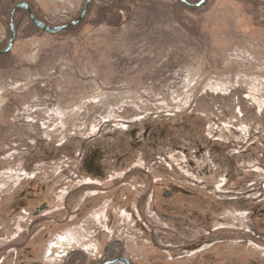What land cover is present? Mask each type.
I'll return each mask as SVG.
<instances>
[{
    "label": "flooded vegetation",
    "instance_id": "obj_1",
    "mask_svg": "<svg viewBox=\"0 0 264 264\" xmlns=\"http://www.w3.org/2000/svg\"><path fill=\"white\" fill-rule=\"evenodd\" d=\"M31 95L0 109V263L264 264V113L241 93L46 145Z\"/></svg>",
    "mask_w": 264,
    "mask_h": 264
},
{
    "label": "rangeland",
    "instance_id": "obj_2",
    "mask_svg": "<svg viewBox=\"0 0 264 264\" xmlns=\"http://www.w3.org/2000/svg\"><path fill=\"white\" fill-rule=\"evenodd\" d=\"M21 1L57 26L77 18L86 0H0V50ZM14 22L13 50L0 57V109L31 91L28 110L51 119L43 145L61 143L80 126L89 136L108 121L120 126L183 112L232 92L264 113V0H207L200 8L179 0H93L82 23L59 34L37 29L24 10ZM3 251L0 264H13L15 250Z\"/></svg>",
    "mask_w": 264,
    "mask_h": 264
},
{
    "label": "water",
    "instance_id": "obj_3",
    "mask_svg": "<svg viewBox=\"0 0 264 264\" xmlns=\"http://www.w3.org/2000/svg\"><path fill=\"white\" fill-rule=\"evenodd\" d=\"M92 1L93 0H86L85 1L84 7H83L81 13L79 14V16L77 18H75L74 20H72L71 22H69L67 24L57 25V26L50 25V24H47V23L39 20L35 16V14H34L29 3L25 2V1H21V2L16 3L11 9L10 18H9L10 40H9V43H8V46L6 47V49L0 52V56L10 53L14 47V44H15V41L17 38V31H16V27H15L14 17H15V13L17 10L26 11L28 14L29 20L37 29H39L43 32H46L48 34H59V33H62L64 31H67L73 27H76L80 23H82V21L85 19L86 15L88 13V10L90 8ZM180 2L188 8H200L207 2V0H199L197 3H191L187 0H180ZM116 262L121 263V264H129L126 260L109 262L106 264H114Z\"/></svg>",
    "mask_w": 264,
    "mask_h": 264
},
{
    "label": "trees",
    "instance_id": "obj_4",
    "mask_svg": "<svg viewBox=\"0 0 264 264\" xmlns=\"http://www.w3.org/2000/svg\"><path fill=\"white\" fill-rule=\"evenodd\" d=\"M179 2H180V0H179ZM180 4L181 5H183L181 2H180ZM91 9V5H90V8H89V10ZM89 10H88V12H89ZM88 14V13H87ZM37 17V16H36ZM38 19H39V17H37ZM39 20H41V19H39ZM42 21V20H41ZM33 25V24H32Z\"/></svg>",
    "mask_w": 264,
    "mask_h": 264
}]
</instances>
